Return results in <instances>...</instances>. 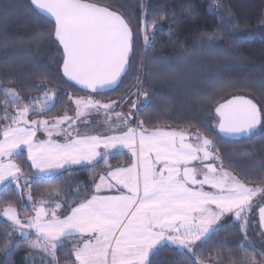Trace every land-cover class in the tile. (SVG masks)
I'll use <instances>...</instances> for the list:
<instances>
[{"label": "snow or ice", "instance_id": "6c2138e0", "mask_svg": "<svg viewBox=\"0 0 264 264\" xmlns=\"http://www.w3.org/2000/svg\"><path fill=\"white\" fill-rule=\"evenodd\" d=\"M30 3L38 10L36 14L53 26L50 36L62 48L63 75L85 95H69L68 100L75 105L73 115L65 113L50 123L47 119H29L30 112L37 115L50 110L47 104L36 105L37 98L24 103L14 89H3L19 107L15 115L5 109L0 118L10 121L0 130V186L7 189L15 184L19 193L23 181L29 191L28 201L32 200L28 177L14 162L25 150L27 160L38 173L51 175L72 165L91 166L89 170L95 173L98 161L108 170L98 182L93 181L91 198L70 208L60 200L42 199L32 204L35 214L22 220L9 203L0 216L21 236H29L26 229L35 230L36 238L29 249L48 257L47 264H59L57 249L72 239L70 251L75 259L71 264H152L150 255L173 246L184 250L192 264H204L196 253L227 214L245 230L247 240L252 201L264 189L250 187L225 171L213 139L199 131L149 130L143 121L134 127L128 122L134 115L131 111L115 112L121 125L119 134H82L77 126L78 122L91 123L88 117L93 113L103 110L106 122L113 114L115 102H102L96 97L118 87L130 68L134 35L125 19L88 0ZM152 28L155 29V21ZM155 34L151 33L152 39ZM149 39L145 30L146 46ZM142 95L147 101V93ZM54 96L55 92L45 89L44 101ZM131 108H136L135 101ZM214 118L215 128L224 136L251 137L258 129L264 131V106L244 96L219 102ZM109 127L113 133L118 130L111 123ZM41 130L47 139H37ZM53 136L62 137L63 142ZM112 149H116V154L127 149L134 158L131 166L113 169L107 159ZM205 185L209 190H205ZM103 190H107L105 194H101ZM79 195L87 196V192ZM49 196L60 197L61 193ZM62 207L65 210L58 211ZM258 218L264 225V206L258 207ZM3 243L7 246L12 240L5 238ZM240 253L235 262L229 257V264H264V251L256 252L254 246L249 252L241 245Z\"/></svg>", "mask_w": 264, "mask_h": 264}, {"label": "trees", "instance_id": "16d2710c", "mask_svg": "<svg viewBox=\"0 0 264 264\" xmlns=\"http://www.w3.org/2000/svg\"><path fill=\"white\" fill-rule=\"evenodd\" d=\"M88 2L116 11L134 35L128 75L116 90L98 97L119 102L139 91L147 93L146 106L136 117V125L143 121L149 130L199 131L213 139L224 170L250 187L264 189V131L259 130L246 139L229 140L218 134L214 118L217 104L234 96H244L264 106V0ZM36 12L30 0H0V118L4 117L5 109L8 113L16 112L15 103L3 89H14L24 103L38 99L45 89L57 93L50 110L31 115L30 119L60 117L68 108V94L85 95L65 80L61 73V49L50 36L53 26ZM145 30L150 34L146 47ZM153 31L156 32L154 39ZM45 51L50 52L48 56ZM1 121L0 130L10 122ZM14 160L28 177L34 202L51 198L68 204L69 208L90 199L93 181L98 182L108 169L99 161L95 173L89 170L90 166L45 179L33 175L25 152ZM131 162L126 153L108 159L111 167ZM25 190L24 182L19 193L15 184L5 188L0 193V212L11 203L22 220L33 216L32 206L24 200ZM57 191L60 197L49 196ZM84 191L87 196L79 195ZM64 210L62 207L61 211ZM244 232L238 222L227 221L206 239L196 255L204 264L220 261L229 264V257L235 262L241 254V245L249 252L253 246L256 252L264 251L251 225L246 229L247 240ZM5 238H10L12 243L5 246ZM35 238L36 235L21 237L0 216V264H47L48 257L28 247ZM73 243L69 239L57 249L59 264H71L75 259L70 251ZM183 253L172 246L163 247L150 260L152 264H192L189 255Z\"/></svg>", "mask_w": 264, "mask_h": 264}, {"label": "rangeland", "instance_id": "374dc122", "mask_svg": "<svg viewBox=\"0 0 264 264\" xmlns=\"http://www.w3.org/2000/svg\"><path fill=\"white\" fill-rule=\"evenodd\" d=\"M145 47H146V45H145ZM49 53L50 52L45 51L44 54L46 56H48L47 54H49ZM59 57L62 60V52L61 51H60ZM50 92H54V91L50 90ZM64 94H66V92H64ZM43 96H44V92L38 96L37 101L36 102L34 101V103L36 105L47 104L48 107L51 109V107L54 106L55 101L57 100V97H58L57 93L55 92V96L51 97L48 101H44ZM68 96H69V94H68ZM81 96H84V95H81ZM73 97L75 98V97H80V96H76L75 95ZM8 98H9L10 101H12V97L8 96ZM96 99H99L102 102H107V101H105V100H103L102 98H99V97H96ZM134 101L136 103V108L132 109L131 105H132V103ZM145 103H146V100L144 99V96L142 95V93L140 91L137 92V94H135L134 96H131L126 101L125 100H120L119 102L115 101V104L113 105L114 111H113V114L111 115V117L109 118L108 122L105 121V117L103 115V110H102L101 113H93V114H91L88 117V119L90 120L91 123L87 124V129H88V131L89 130H93L95 132H98V131H101V130H108L109 131V130H112L109 127V123H111L112 125H115L117 127V129H118L117 131H119V128L121 127V125L119 124L118 118L115 116V112H120V113H124V114L128 113L129 111L133 112L134 115L129 119L128 122L130 124H132V125H136V117L139 116L138 114H139L140 110L142 109V107L145 105ZM18 107H19V105L15 103V109H17ZM74 108H75L74 103L72 101H69L68 108L65 110V112L62 115H64L65 113H67L68 115H73V109ZM46 110H48V109H46ZM10 114H14L15 115L16 112L15 113H10ZM31 115L32 114L30 112L29 113V119H30ZM42 119H46V118H40V119H36V120H42ZM1 120L2 119H0V124L2 123ZM30 120H32V119H30ZM47 120H49L51 122L53 119L52 120L47 119ZM78 125H85V124H80L78 122L77 126ZM259 130L260 129H258L255 133H257ZM27 183H28V185L30 184L28 181H27ZM259 188H261V187H259ZM30 191H31V188H30ZM28 194H29V191L25 190L24 200H25L26 204L32 206V204H35V203L39 202V201H35V203H34L33 200L28 201ZM31 195H32V191H31ZM252 204H253V211L248 214V218H249V221H250L249 225H251L254 228L255 234L257 235V239H258L259 244L264 247V235H261V233L263 231H262L261 224H260L259 218H258V207L259 206H264V191H261V192L257 193V195L253 198ZM3 219L6 220V218H4V217H3ZM230 220H233V219H231V218L227 219L226 222L230 221ZM6 222L10 223L7 220H6ZM30 230L31 229H26V231L29 232V236L28 237L33 236L32 234H30L31 233ZM18 234H19V232H18ZM21 237H24V236H21Z\"/></svg>", "mask_w": 264, "mask_h": 264}, {"label": "crops", "instance_id": "0c3cea01", "mask_svg": "<svg viewBox=\"0 0 264 264\" xmlns=\"http://www.w3.org/2000/svg\"><path fill=\"white\" fill-rule=\"evenodd\" d=\"M49 122H50V121H49ZM50 123H51V122H50ZM132 126L135 127L136 125H132ZM78 127L80 128V131H81L82 134H97V135H102V136H104V135H111V134H119V131H117L116 133H113L112 130H109V131H108V130H101V131H98V132H95V131H93V130H89V131H88V129H87V125H78ZM85 130H86V131H85ZM165 130H173V129L166 128ZM177 131H182V130H177ZM189 132H190V131H189ZM0 139H3V137L0 136ZM37 139H41V140H43V139H47V136H46V134L41 130V131H38V132H37ZM53 139H54V140H58L59 142H63V138H62V137H56V136H53ZM100 151H104V150H103V149H100ZM23 152L26 153V150L23 151ZM121 153H126V154H128V155L130 156V158H131V161H132L131 164L133 163L134 158L131 157V153L128 152L127 149H123ZM26 154H27V153H26ZM113 155H116V149H112V150H111V152H110L109 156L107 157V159H109L110 156H113ZM153 155H154V154H153ZM15 158H16V157H15ZM15 158H14V159H15ZM28 161H29V160H28ZM14 162H15V160H14ZM15 163H16V162H15ZM97 163H99V161H98ZM207 163H211V161H208ZM29 164H30V166H31V161H29ZM131 164H129V165H122V167H130ZM88 167H90V166L72 165L70 168L66 166V169H60V170H57V171L53 172L51 175L46 174V173H38L37 170L33 168V175L36 176V177H40V178L52 179V178H54V177L57 176V175H60V174L65 173V171H67V170H70V169H77V168H88ZM112 168L115 169V168H118V167H112ZM107 170H108V169H107ZM225 171H226V170H225ZM106 172H107V171H106ZM22 183H23V181H21V186H22ZM204 187H205V190H209V186H208V185H205ZM4 189H5L4 186H0V193H1ZM106 191H107V190H103L101 194H105ZM20 192H21V187H20ZM34 203H35V202H34ZM45 207H47V205H45ZM58 211H61V209H59ZM34 214H35V212H34ZM34 214H33V215H34ZM230 218L234 220V218L232 217L231 214H227V215H225L224 217H222L221 220L218 222V225L216 226L217 229L220 228L221 226H223V224L226 222V220H227V219H230ZM4 220H5V219H4ZM30 232H31L30 234H32L33 236L36 235L34 229H31ZM77 236H78V234H77ZM200 244H201V242L198 241V242H197V246L200 245ZM170 247H171V246H170ZM172 247H173V246H172ZM173 248H174V247H173ZM176 250H177V249H176ZM179 251L182 252V251H184V250L180 249ZM151 256H152V255H150V257H151Z\"/></svg>", "mask_w": 264, "mask_h": 264}, {"label": "water", "instance_id": "95a60500", "mask_svg": "<svg viewBox=\"0 0 264 264\" xmlns=\"http://www.w3.org/2000/svg\"><path fill=\"white\" fill-rule=\"evenodd\" d=\"M32 5V4H31ZM33 6V5H32ZM34 7V6H33ZM36 10V9H35ZM110 10V9H109ZM38 11V10H37ZM118 14V13H117ZM120 15V14H119ZM130 27V26H129ZM134 46V45H133ZM60 49H61V51H62V48L61 47H59ZM133 50H134V47H133ZM132 57V56H131ZM131 57H130V62H131ZM129 71L130 70H128L127 71V74L126 75H124V76H122L121 77V81L128 75V73H129ZM61 73H63V68L61 67ZM64 76V75H63ZM64 78H65V80L69 83V84H71L72 86L74 85L75 87H77L78 89H79V86L78 85H76L74 82H72V81H69L68 79H67V77H65L64 76ZM122 83V82H121ZM120 83V84H121ZM119 84V85H120ZM118 85V86H119ZM118 87H116L115 89H112V90H105V94L104 95H107V93H109V92H112V91H114V90H116ZM83 92V91H82ZM217 132H218V134L219 135H221L222 137H224V138H226V139H229V140H240V139H246V137H242V136H224L223 134H221V133H219V131H218V129H217ZM255 134V133H254ZM261 224V223H260ZM261 228H262V231L264 232V225H262L261 224Z\"/></svg>", "mask_w": 264, "mask_h": 264}]
</instances>
